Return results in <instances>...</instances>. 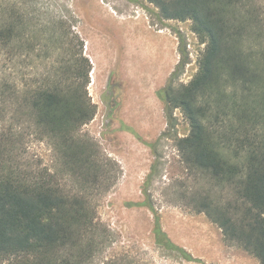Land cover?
<instances>
[{
	"label": "trees",
	"instance_id": "16d2710c",
	"mask_svg": "<svg viewBox=\"0 0 264 264\" xmlns=\"http://www.w3.org/2000/svg\"><path fill=\"white\" fill-rule=\"evenodd\" d=\"M147 1L161 20H191L206 44L193 78L173 85L186 63L181 60L164 89L168 109H182L190 124L189 135L178 141L183 158L212 185L191 202L222 229L227 243L264 264V11L252 0ZM40 17L27 0L0 1V53L36 47ZM59 28L60 35L43 36L44 47L51 39L61 45L57 55H48L51 66L34 79L23 76L19 88L8 80L2 86L14 96L19 91V122L54 146L65 177L79 189H66L50 171L35 175L5 164L1 142L0 264H57L56 255L94 225L83 190H98L115 172V163L82 133L97 113L87 90L92 64L84 42L70 38L62 23ZM155 228L163 233L158 219Z\"/></svg>",
	"mask_w": 264,
	"mask_h": 264
},
{
	"label": "rangeland",
	"instance_id": "374dc122",
	"mask_svg": "<svg viewBox=\"0 0 264 264\" xmlns=\"http://www.w3.org/2000/svg\"><path fill=\"white\" fill-rule=\"evenodd\" d=\"M27 2L41 14L36 47L0 53L2 160L35 175L50 171L66 189H79L72 177H65L54 146L19 122V91L14 96L2 86L8 80L19 88L23 76L34 79L51 66L54 57L48 55H57L61 45L51 39L44 47L43 36L60 35L62 23L70 38L77 35L84 42L92 64L87 90L97 113L82 133L116 166L113 178L98 190H83L89 194L94 225L76 245L59 252L56 263L260 264L248 251L227 243L222 229L191 202L193 194L212 185L185 162L178 141L189 135L190 124L182 109H168L164 89L181 60L186 63L173 80L175 87L198 72L206 44L192 21L161 20L147 0ZM252 5L264 11V0H252Z\"/></svg>",
	"mask_w": 264,
	"mask_h": 264
},
{
	"label": "bare ground",
	"instance_id": "6f19581e",
	"mask_svg": "<svg viewBox=\"0 0 264 264\" xmlns=\"http://www.w3.org/2000/svg\"><path fill=\"white\" fill-rule=\"evenodd\" d=\"M149 89V88H148Z\"/></svg>",
	"mask_w": 264,
	"mask_h": 264
}]
</instances>
